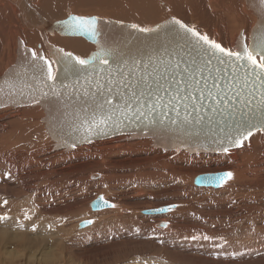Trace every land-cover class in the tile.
<instances>
[{"label": "rangeland", "instance_id": "1", "mask_svg": "<svg viewBox=\"0 0 264 264\" xmlns=\"http://www.w3.org/2000/svg\"><path fill=\"white\" fill-rule=\"evenodd\" d=\"M157 1L154 2L157 10L161 12L160 15L153 21H145L147 23L144 25V22L138 24L132 20L119 21L108 10H105V15L96 13L89 7L87 9L90 12L83 9H65L64 12L67 13L64 14L67 16L63 15L62 19L70 15L95 16L151 28L168 18H174L230 50H235V41L240 32L246 38V43H249V32L256 22V17L245 8L244 0H219L222 3L217 15L208 9V4L207 9L201 7L199 1L205 0H195L198 1L195 7L200 11L199 16L190 18L188 14H182L187 19L173 16L167 3L165 6ZM163 6L169 11L163 10ZM113 7V11L124 9L123 6ZM133 7L128 16H132L135 11L140 13L141 7L145 11L139 2ZM236 23L238 27L234 29L233 25ZM3 24L8 26V22ZM17 39L21 40L19 36L7 34L1 39L0 77L16 59ZM81 40L79 41L83 42ZM41 42L42 39L40 44ZM23 43L33 51H41L49 59L44 47L36 48L35 45ZM83 44L87 43L84 41ZM86 46L90 47L88 44ZM20 108L23 112L30 108H35L33 110L36 111L38 109V116L40 113L41 116H37V120L42 130L29 129L22 136L18 135L22 144L15 148L20 149L23 145L29 147L28 142L32 146L44 133L41 142H47V146L42 153L38 152V147L25 149L24 152L31 155L26 160L20 154L8 158L10 149H5L9 147H0V233L3 235L0 243V264H264V183H259L264 176V172L260 170L264 165L256 168L259 172L256 170L255 176L249 170L250 166L264 158V139L257 146L258 162H250L243 177L236 179L234 171L243 170L248 163L246 165L241 159L228 158L229 151L216 155H191L181 152L191 158L184 161V157L179 156L180 153L154 148L148 139L132 141L125 136L123 144L141 141L147 143L128 148L101 140L75 147L70 152H55L41 122L44 113L38 106L9 108L3 113L15 112V109ZM1 112L2 109L0 129L7 128L6 131H9L8 122L12 118H2ZM15 119L17 116L13 120ZM256 134L262 135L257 132L253 136ZM15 148L11 150L15 151ZM116 148L125 150L115 154ZM198 156L201 158H195ZM206 168L222 169L223 173L233 174L231 180L220 186L224 193L228 191L229 199L221 191L197 189L195 183L193 184V178ZM94 172L99 178L91 180L90 174ZM132 196H135V209L128 201V197ZM101 197L106 201L111 200L117 207L104 210L98 205V209L92 210L90 203L97 202L98 198L101 200ZM217 197L227 198V202L221 203ZM36 200L39 206L36 205ZM165 203L174 207V212L169 217L176 227L171 229L170 236L155 233L141 221L139 224L142 226L134 222L136 218L144 215L151 223L154 218L145 211ZM120 207L128 211L131 219L124 221L122 216L117 215ZM168 213L169 210H166L159 217H166ZM84 219L94 222L93 227L98 230L95 231L96 235L89 229L75 228ZM125 225L136 227H132V230L126 229L121 234L126 239L122 240L123 243L109 246L104 242V238L111 239L109 228L117 229ZM90 233L93 239L88 237ZM163 236L167 240H163ZM154 237L163 241H152ZM48 253L54 256L50 262L42 259V255Z\"/></svg>", "mask_w": 264, "mask_h": 264}, {"label": "snow or ice", "instance_id": "2", "mask_svg": "<svg viewBox=\"0 0 264 264\" xmlns=\"http://www.w3.org/2000/svg\"><path fill=\"white\" fill-rule=\"evenodd\" d=\"M100 24L96 17L70 15L62 30L87 36L98 51L87 59L68 52L55 61L31 51L26 65L8 73L7 91L0 86V96H27L32 103L54 97L62 123L73 133L72 147L78 133L90 140L140 127L197 144L203 138L228 153L230 146H243L253 130H264V12L253 43L238 44L237 50L180 20L172 21L163 41L125 50L97 39ZM131 27L141 33L159 28ZM53 63L60 67L54 69ZM232 178L226 172L206 179L222 186Z\"/></svg>", "mask_w": 264, "mask_h": 264}, {"label": "bare ground", "instance_id": "3", "mask_svg": "<svg viewBox=\"0 0 264 264\" xmlns=\"http://www.w3.org/2000/svg\"><path fill=\"white\" fill-rule=\"evenodd\" d=\"M154 1L155 0H138V1H133V0H130V1H126V0H0V48L2 47L1 39H3L5 37V34H7L8 36L12 35L13 37L19 36V38H21L22 43L25 42V44L30 45V46L35 45L36 48H37V46H39L40 48L44 47V50H45L46 48L43 44V40L40 44V39H42V35H44V37L46 38V41L49 44H51L57 48L63 49V51H65V52L69 51L70 53L72 52V54L75 53V56L84 57L91 50V46L88 43L87 44L90 47H87L86 46L87 44L84 45L83 39H82L83 42L79 41V40H81V38L79 40H78V38L62 39L61 36H60V38H58L59 35H57V34L51 36L46 32V27L49 24H52L53 22H56V21L64 20V19H62L63 15H65L67 13V12L66 13L64 12L65 9L66 10L69 9L71 11L83 9L85 11L90 12L87 9V7H89V8H92L94 10V12H96V13L97 12L104 13L105 10H108L109 13H113L114 16H112V17L118 19L119 21L120 20H125V21L126 20H132L134 22H137L138 24L140 22H144L143 23V25H144L147 23L145 21H153L161 13L160 11L157 10V6H155ZM194 1L195 0H158L157 2L158 3H160V2L164 3L165 6L168 4L169 5L168 7H169L171 14L173 16H177V17L181 18V17H184L182 14H186V15L188 14V16L190 18H193V17L199 16L198 12H200V11H198L199 9H197V7H195L198 5V1H195V3H194ZM109 2H112V4L114 6H123L124 9L121 11H119V10L113 11L114 7ZM138 2L145 8V11L141 7L140 13L135 11L132 16H128V14L134 9L133 6H135ZM199 3L203 9H207V4H208V6H209L208 9H210V11H212L214 13L216 12V15L220 13L222 1L205 0L203 2L199 1ZM164 4H162V5H164ZM165 6H163V10H167V12H168L169 10ZM163 12H165V11H163ZM104 14L106 15V13H104ZM65 16H67V15H65ZM59 18H61V19H59ZM97 18H100V17H97ZM184 18L187 19V16ZM5 22H8L7 27L3 24ZM237 27H238L237 23L235 25H233L234 29L235 28L237 29ZM238 30H239V28H238ZM233 40H234V38H233ZM244 40H245V44H247L245 37H244ZM23 45H24V43H23ZM7 109H9V108H4V109L2 108L1 113H2V118H4V119H6L8 117L12 118L8 122L10 130L6 131L7 128H4L2 130L0 129V132H1L0 133V147L2 146V148L4 147V149L6 146L9 147L8 149H5V150L10 149L9 152L7 153L8 158L15 156L17 154L18 155L20 154L22 159H25V158L27 159L29 153L28 154L25 153L24 150L28 149V148L38 147L39 153L44 152V149L47 146V142H45V141L41 142V139L44 138V134H45V133L43 134V132H40L43 135L42 136L40 135L34 141V143H33L34 145L32 144V146H31V145H29V142H28L29 147H27L26 145L25 146L23 145L24 147L22 146V148H20V149L15 148V147H18L22 144L21 138L19 136H22L27 130H29V129H38V131L42 130V126L39 124V121L37 120V118L39 116H41V113L38 116V114H39L38 109L36 108L38 113L36 110H33L35 108H33V109L30 108L32 110L28 109L30 111H28L26 108H24L25 110H27L26 112L20 111L21 110V108H20V109H15L14 110L15 112L3 113V112H5V110L7 111ZM21 112L23 113L22 115H21ZM15 116H17V119L13 120ZM3 125L5 126V124H3ZM262 135L256 134L255 136H253V138L250 137L251 138L250 141H247L248 139L245 140L244 141L245 143L243 144V146H241L240 150H237V151L232 150L233 152H230L231 150L229 151V155L227 156L228 158H231L232 160L241 159L246 165L248 163L247 167L244 168L243 170H241V171L235 170L234 171V177L236 179H240L243 177V173L245 172V170H248V166H250V164H249L250 162H252V161L255 162L258 160L257 159V157H258L257 156L258 155L257 146H259V142L261 144V142L264 139V137H262ZM30 137H32V136H30ZM124 137L125 136L122 135V136H117V137L110 138V139H105V143H114V144H116V146H118V145L120 147L126 146L128 148H133L135 146H142V145H145L147 143L146 141H141V142H136L134 144H123ZM128 139H129V137H128ZM94 142H96V141H94ZM41 143H43L44 145H42ZM12 148H15L14 149L15 151L11 150ZM3 150H2V152H4ZM47 150H49L48 147H47ZM124 150L125 149L116 148L114 150V153L119 154L120 152H122ZM60 151H63V150H60ZM55 152H59V151H55ZM169 152H173V151H169ZM181 152H186V151L178 152V153H180L179 156L181 155L182 157H184V159H183L184 161H188L191 159L188 156L181 154ZM33 154H35V153H33ZM0 155H1V153H0ZM55 155H57V154L55 153ZM191 155H203V154L195 153V154H191ZM205 155H209V154H205ZM29 156H31V155H29ZM15 158H13V159H15ZM195 158H201V156H198ZM49 159H51V158H48V160ZM2 160L3 159H1V161ZM28 161H31V160H29V158H28ZM151 161H154V160H151ZM7 162L9 163V161H7ZM145 162H148V161H145ZM25 164L27 165V163H24V165ZM261 164L264 165V158L262 159L261 162H259L257 164H253V166H250L249 170L253 176H255L254 173L257 170L256 168H260ZM23 170H24V168H23ZM260 170H262L264 172V167L261 168ZM257 172H259V171L257 170ZM223 174L224 173H223L222 169L206 168L204 170H201L199 172V174L197 175V177L195 176L193 178V184L195 183L194 185H196L197 189L203 188V189H208V190L212 189L216 192L221 191L222 189L220 188L219 185H218L219 187L218 186L217 187L208 186L207 184L209 183V181L206 178L210 177V176L223 175ZM13 175L16 176L15 174H13ZM98 178H99V176L96 172L90 174L91 180H95ZM259 183H264V176ZM248 184H250V183H248ZM221 192H223V191H221ZM138 194H140V193H138ZM227 194H228V191L226 193H224V197H227L229 199ZM219 196H220V194H219ZM227 198L221 199L220 197H217V199L221 203L227 202V200H226ZM134 199H135V196L128 197V201L131 203V205H133V208L135 209L136 203L134 202ZM37 200H39V199H37ZM37 200H36V202L38 204L36 203V205L39 206L40 204ZM40 200H41V198H40ZM103 201H106V200H103ZM106 202L110 203L111 206L110 207H104L103 206L102 209H104V210L113 209V206L117 207V204L111 202V200L106 201ZM103 204H104V202H102L101 200H98L96 202V204L94 205L95 210L98 209L97 208L98 205L100 207H102ZM160 209H165V211L169 210V209L170 210H169V213L166 215V217L165 216L159 217V216L163 215V213L165 212V211H159ZM42 210H43V207H42ZM43 211H45V210H43ZM173 212H174V207L171 204H169V203L160 204V206H155V207H152V208L145 211V213L147 215H150L154 218L153 221H151V223H149L150 219L144 215H142L139 218H136L134 220V222H136L138 225L142 226L141 224H139V222L141 221L144 224V226H150L155 233L163 234V235L166 234V237H167V235L168 236L171 235V231L174 230L176 227V224L171 223V219L169 217L170 214ZM117 215L119 217L122 216V219H124V221L131 219L128 216V211L125 208L120 207L117 211ZM85 222H87V223L84 224L83 226H81V224L85 223ZM79 225L82 227L81 229L79 228ZM165 225H167V227H165ZM93 226H94V222L91 219H84V220L78 222L76 224L75 228L77 230L78 229L79 230L89 229L90 232H92L94 235H96L95 231H98V230ZM132 227H136V226L125 225L122 228H117V229L114 227L109 228L110 231L108 233L111 234L110 235L111 239L110 238H104V242H106L109 246H116L120 243H123L122 240H126V239L121 237V234H123L126 231V229L132 230L133 229ZM164 236L162 239L167 240V239H164V238H166ZM2 237H3V235H2V233H0V243L2 242ZM88 237L93 239V235L91 233ZM151 240L152 241H159L161 239H159L158 237H154ZM163 240H161V241H163ZM165 245H166V243H165ZM211 252H213V251L211 250ZM53 258H54V256L52 253L42 255V259L46 262H50Z\"/></svg>", "mask_w": 264, "mask_h": 264}, {"label": "water", "instance_id": "4", "mask_svg": "<svg viewBox=\"0 0 264 264\" xmlns=\"http://www.w3.org/2000/svg\"><path fill=\"white\" fill-rule=\"evenodd\" d=\"M245 1V8L249 11H251L252 15L256 17V22L254 23L253 27L251 28L249 32V43L248 45H251L253 43V37L257 35L255 26L257 24V21L264 12V6L260 5L259 0H244ZM75 16V15H74ZM94 17V16H93ZM56 21L52 24H49L46 27V32L53 36L55 34L65 37V38H81L86 43H88L91 46V50L85 55L84 57H80L82 59L89 58L93 53L98 51L97 44L90 40L87 36L81 35V34H73L71 32L62 30L61 25L65 20ZM91 18V17H86ZM97 18V17H96ZM98 21L101 22L100 28H101V34L97 37L98 40L102 44H105L107 46L111 47H117V48H124L125 50L131 48L135 50V48H143L145 45L148 44H155L158 41H163L166 37L169 36L168 32V26L171 25L172 21L174 19L168 18L160 23L155 24L152 29H157V32L152 33H141L135 29H133L131 26L132 24L129 23H120L118 21H113L111 19H101L97 18ZM178 28V26H177ZM242 38V44L241 39ZM43 44L46 48L47 55L49 60L55 61L58 58L62 57L64 53H67L65 51L59 52L60 48H57L51 44H49L46 41V38L44 35H42ZM17 48H16V59L14 60L13 65H11L0 77V86L5 87L7 91V85H5L4 81L5 79H10L8 76V73L12 71V69L20 68L21 65H26L28 61L31 60V49L25 47L23 43H21V40L17 39ZM238 44L242 47L243 44H245V40L243 37L242 32L239 33V35L236 38L234 48L237 50ZM40 48V47H39ZM38 54L43 55L41 51L37 52ZM75 56V55H73ZM60 65L53 63V68H58ZM65 83H71V80L65 81ZM83 83V81H81ZM71 91V89H69ZM31 106H38L44 113V117L41 120L43 123L45 132L47 134V137L49 140L53 143V151H60L64 150L65 152H70L73 150V148L92 143L94 141H100L105 139L114 138L117 136H128L130 140H142V139H148L152 141V147L157 149H162L165 151H174V152H180V151H186L189 154H226L222 152L221 150L216 148L215 144H212L208 141H205L203 138H201L199 144L193 140H187L185 141L183 137L180 139H177L174 134L169 133L167 136H158L154 135L150 132H148L146 129L144 131H141L140 127L130 128V130H126L123 132H116L107 136H92L90 140H81L79 137L82 135V133H78L77 139L75 141V146H70L72 141V135L73 133L70 131L67 123H62V117L60 115L61 113V105L57 104L55 102L54 97H42L40 98L39 103H32L29 101L28 97L25 96L23 98L19 96H15L12 98H9L6 94L3 96H0V109L2 108H17V107H31ZM70 123V121H69ZM261 132L264 134V130H253V134ZM252 134V135H253ZM250 138V137H249ZM248 138V139H249ZM206 145V146H201ZM241 147V146H240ZM236 146H230V150H235L237 148ZM208 186L217 187L218 185L213 184L209 182L207 184ZM99 200V198L97 199ZM96 202L90 203L89 207L92 210H95L94 205ZM110 207V203H104L102 207ZM85 223H82L81 226H83ZM79 225V228L81 227Z\"/></svg>", "mask_w": 264, "mask_h": 264}]
</instances>
